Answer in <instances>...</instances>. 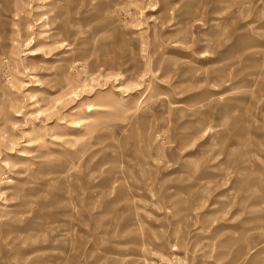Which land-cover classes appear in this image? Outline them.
Returning <instances> with one entry per match:
<instances>
[{"label": "rangeland", "instance_id": "374dc122", "mask_svg": "<svg viewBox=\"0 0 264 264\" xmlns=\"http://www.w3.org/2000/svg\"><path fill=\"white\" fill-rule=\"evenodd\" d=\"M0 264H264V0H0Z\"/></svg>", "mask_w": 264, "mask_h": 264}]
</instances>
